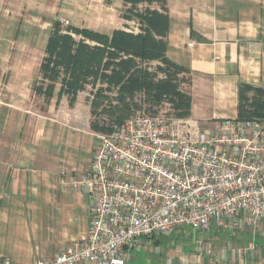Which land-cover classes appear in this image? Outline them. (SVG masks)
Instances as JSON below:
<instances>
[{
    "label": "crops",
    "instance_id": "0c3cea01",
    "mask_svg": "<svg viewBox=\"0 0 264 264\" xmlns=\"http://www.w3.org/2000/svg\"><path fill=\"white\" fill-rule=\"evenodd\" d=\"M130 6L126 0H0V264L4 258L36 264L86 236L93 202L75 182L90 167L99 131L88 110L85 121L79 109L64 118L70 99L60 96V79L46 100L38 87L51 81L41 66L56 21L64 30L137 34L138 18L126 16ZM139 7L162 11L158 2ZM166 7L167 56L190 77L182 86L192 98L188 117L206 127L238 117L240 84L264 88V0H167ZM188 233L189 253L168 249L176 244L159 238L155 252L166 249L167 264H264V222L215 225L207 241L200 231Z\"/></svg>",
    "mask_w": 264,
    "mask_h": 264
},
{
    "label": "built area",
    "instance_id": "2783aa9c",
    "mask_svg": "<svg viewBox=\"0 0 264 264\" xmlns=\"http://www.w3.org/2000/svg\"><path fill=\"white\" fill-rule=\"evenodd\" d=\"M87 172L89 230L36 264H128L137 245L189 228L264 222V119L218 120L138 112L97 133ZM2 264H14L4 258Z\"/></svg>",
    "mask_w": 264,
    "mask_h": 264
},
{
    "label": "trees",
    "instance_id": "16d2710c",
    "mask_svg": "<svg viewBox=\"0 0 264 264\" xmlns=\"http://www.w3.org/2000/svg\"><path fill=\"white\" fill-rule=\"evenodd\" d=\"M126 2L132 6V9L128 10L132 15L126 16L137 17L144 24L141 32L137 34L120 29L113 31L111 36L87 29L64 30L61 22H55L54 32L46 48L48 55L41 66L43 78L51 82L45 88L38 87V91L49 100L53 96L54 83L60 79L62 83L60 96L68 93L70 105L73 106L78 92L84 89L83 87L89 83V78L93 77L94 86L100 81L105 87H100L95 94L92 111L94 114L97 113L101 105V102H98L99 98L108 100L111 106L103 110L108 111L111 122L124 123L132 112L140 107L134 101L138 93L145 94L152 104L160 103L167 98L179 110L180 116H190L192 98L180 89L178 78L179 73L188 72V69L167 56L165 40L169 29V16L165 12L167 0ZM142 2H158L162 11L147 8L143 13L136 12L135 8ZM71 32L82 35L86 41H77ZM87 40L96 43L92 44ZM152 60H159L164 64V67H158L166 74L164 79L157 78L156 73L143 65L144 62ZM106 92H116V95L111 97ZM250 92H253V95L249 96ZM112 100L116 101V104H113ZM237 110L238 118L241 120L264 119V88L241 83ZM91 126L95 131L112 132L115 129L96 121H92Z\"/></svg>",
    "mask_w": 264,
    "mask_h": 264
},
{
    "label": "rangeland",
    "instance_id": "374dc122",
    "mask_svg": "<svg viewBox=\"0 0 264 264\" xmlns=\"http://www.w3.org/2000/svg\"><path fill=\"white\" fill-rule=\"evenodd\" d=\"M132 6H130L129 10L132 9ZM147 9V8H146ZM146 9H142L139 7V4L137 5V8H135L136 12L139 13H143ZM129 12V11H128ZM130 13V12H129ZM135 13V12H134ZM130 15H132V13H130ZM138 21L141 23V21L139 19H137V23L134 24V27L137 28H141L143 29L144 24H142V26L138 23ZM141 31V30H140ZM77 41L78 40H83L86 41V38H82V37H76L75 38ZM89 42V40H87ZM91 43V42H89ZM93 44V43H92ZM30 57L33 61L35 62H39L38 56H28ZM144 66H147L148 69L151 72L156 73L157 78H163L166 76V74L164 73V71H160L158 69L159 66H163L164 64L159 61V60H152V61H146L143 63ZM40 76V75H39ZM41 78V79H40ZM39 78L40 82H43L42 80V76ZM179 81H180V89L182 90V86H184L183 83H189L190 82V77L188 75V72H181L178 75ZM93 77L89 78V83H87L85 85V87H83L84 89L80 90L77 94L76 97V102L74 103L73 106H71L69 104V100L68 103H65V110L67 111V113H69L68 115H64V118H68L69 120L71 119V116H69L71 114V112L73 111H77L78 109L82 111V113L80 114V117L82 118V121H85L86 119L84 118V111H87V115L90 116V121H96L99 122L100 124H105V125H109L113 128H115L116 126H119L121 124H116L114 122H111L110 119V114L108 113V111H104L103 108H108V106L110 105L108 103V100L104 99V98H99L98 102H101L100 107L97 109V113L94 114L93 113V109H92V103L95 99V94L98 92V89L100 87H105V85H103L102 83L97 82L96 85L94 86L93 84ZM184 91V90H183ZM185 92V91H184ZM186 93V92H185ZM107 95L113 97L116 95V92H109L107 93ZM79 96V98H78ZM79 101V102H78ZM113 104H116V101L112 100ZM134 101L140 106L139 108H136L132 114L130 115V117H128L127 119L133 117L134 115H136L138 112H144V113H149V114H153V115H166V116H177V117H183L180 116L178 114L179 110H177L174 106V104L167 98H164V100H162L160 103L157 104H152L151 102H149L145 96V94L143 93H138L137 96H135ZM45 103H47L46 101H44ZM38 107H40L41 105V109L45 110V104L43 103H37ZM59 105V104H58ZM111 106V105H110ZM103 110V111H102ZM126 119V120H127ZM99 133H109L107 131H99ZM193 230V229H191ZM190 229L186 228L182 230V233L185 232L184 235H182L181 232L175 234V235H171V237L166 236V235H162V236H153L151 239H145V241L139 245H137V247H135L133 249L132 252V259L130 260V262L128 264H167L168 260H170L171 256L169 255L167 257L166 255V249L163 250V248H157V250L159 251V253H156V246L154 243L155 239H161V240H167L169 243H171L172 245L174 244H178L177 246H170L167 247L168 249H172L174 248L175 251L177 252H186L189 253L190 249L192 248L193 244H190L191 242V236L189 235ZM150 240V242H149ZM180 241H187V243L182 244ZM181 244V245H179ZM147 245V246H146ZM173 250V249H172ZM172 254V253H170ZM169 263V262H168Z\"/></svg>",
    "mask_w": 264,
    "mask_h": 264
}]
</instances>
